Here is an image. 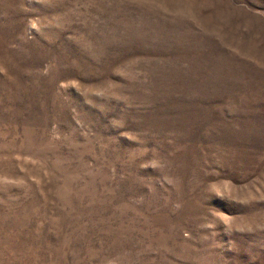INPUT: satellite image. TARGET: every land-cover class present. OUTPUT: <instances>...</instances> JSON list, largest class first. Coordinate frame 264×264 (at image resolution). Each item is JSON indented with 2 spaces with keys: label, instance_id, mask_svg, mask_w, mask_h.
<instances>
[{
  "label": "rangeland",
  "instance_id": "1",
  "mask_svg": "<svg viewBox=\"0 0 264 264\" xmlns=\"http://www.w3.org/2000/svg\"><path fill=\"white\" fill-rule=\"evenodd\" d=\"M0 264H264V0H0Z\"/></svg>",
  "mask_w": 264,
  "mask_h": 264
}]
</instances>
